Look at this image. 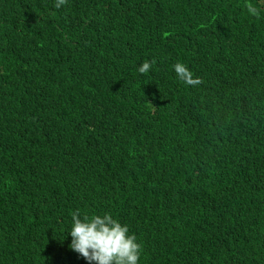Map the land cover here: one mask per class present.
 <instances>
[{
    "label": "trees",
    "instance_id": "1",
    "mask_svg": "<svg viewBox=\"0 0 264 264\" xmlns=\"http://www.w3.org/2000/svg\"><path fill=\"white\" fill-rule=\"evenodd\" d=\"M54 4L0 0V264H88L74 212L138 264H264V0Z\"/></svg>",
    "mask_w": 264,
    "mask_h": 264
},
{
    "label": "clouds",
    "instance_id": "2",
    "mask_svg": "<svg viewBox=\"0 0 264 264\" xmlns=\"http://www.w3.org/2000/svg\"><path fill=\"white\" fill-rule=\"evenodd\" d=\"M68 0H55L54 7L59 9ZM247 11L253 16L259 15V9L248 3ZM156 61H144L138 68L139 73L146 74ZM174 71L180 81L188 86H198L202 78L194 76L182 62L174 64ZM72 237L69 247L88 261V264H138L143 251L135 234H130L126 224H122L110 213L81 216L72 214ZM68 232V233H69Z\"/></svg>",
    "mask_w": 264,
    "mask_h": 264
}]
</instances>
